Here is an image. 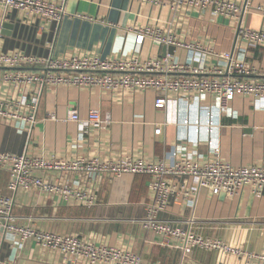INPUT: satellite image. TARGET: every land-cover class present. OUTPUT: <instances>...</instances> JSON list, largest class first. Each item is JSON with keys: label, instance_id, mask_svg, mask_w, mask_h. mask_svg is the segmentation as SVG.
<instances>
[{"label": "crops", "instance_id": "crops-1", "mask_svg": "<svg viewBox=\"0 0 264 264\" xmlns=\"http://www.w3.org/2000/svg\"><path fill=\"white\" fill-rule=\"evenodd\" d=\"M263 1L253 0V4ZM66 12L62 21L54 24L42 19L29 20L19 11H6L0 6V50L40 57L99 54L103 58L128 59L136 48L133 29L146 27L173 34L183 42H200L217 52L235 49L237 20L215 17L211 10L173 11L167 6L135 0H66ZM251 16L253 21L250 15L247 18L249 27L264 28L260 13L253 12ZM6 23L11 27H5ZM159 53L163 54L162 48L147 39L139 55L145 59ZM237 54L255 69V73L244 77L246 80H264V47L243 45ZM6 70L0 67V101H12L11 111L27 113L26 107L14 104L37 95L39 86L4 83L1 76ZM166 98L167 103L159 106L152 90L47 86L36 108L37 121L30 130H19L17 120L0 119V150L61 160L133 157L174 163L179 154L194 159L210 158V149L216 148L221 158L234 166L264 165V100L256 105L253 97L237 95L230 109L224 111L217 99L209 95L185 97L170 93ZM71 106L83 120L90 110L99 109L111 123L106 129L85 126L83 133L77 122L67 120ZM36 174L46 180L68 183L71 190L83 191L93 203L86 205L73 196L66 199L60 192L46 193L38 188L11 192L9 172L0 168V190L14 199L17 224L78 235L96 245L132 252L144 262L173 264L181 259L178 247L165 246L161 235L142 225L145 203L151 198V176L85 178L57 170ZM185 185L190 187L189 183ZM196 197L195 207H187L183 200H178L163 217L186 227L185 221L196 215L205 236L264 252V195L256 197L244 189L231 198L201 190ZM0 243V264H70L62 253L37 246L33 240L21 245L18 240L5 237L1 229ZM194 257L210 262L216 254L197 251Z\"/></svg>", "mask_w": 264, "mask_h": 264}, {"label": "built area", "instance_id": "built-area-1", "mask_svg": "<svg viewBox=\"0 0 264 264\" xmlns=\"http://www.w3.org/2000/svg\"><path fill=\"white\" fill-rule=\"evenodd\" d=\"M135 1L152 6H167L173 11L211 10L215 17L235 19L238 24L235 49L217 52L200 42H183L173 34L146 27L133 29L137 35L136 48L133 56L128 59L103 58L99 54L40 57L21 51L6 53L0 50V67L8 68L1 76L4 83H34L39 86L37 95L14 104L26 107L27 113L17 109L11 111L12 101H0V119L17 120L19 130H30L37 121L36 108L43 90L51 85L99 87L107 91L152 90L157 95L156 104L159 106L167 103L166 96L170 93L185 97L209 95L217 99L219 107L224 111L230 109L237 95L253 97L256 105L264 100V80H246L244 77L255 73V69L237 54L243 45L247 48L264 47V28H251L247 25V18L253 12L264 17V1L258 5H254L253 0ZM0 6L6 11H19L29 20L42 19L54 24H59L67 13L66 0H0ZM147 39L161 48L174 46L176 51L174 54L159 53L142 59L139 53ZM25 67L42 70L32 72L25 70ZM67 120L77 122L83 133L86 131L85 126L106 129L111 123V119L104 117L99 109L90 110L88 118L83 120L72 106L68 108ZM210 154L211 157L207 159H194L179 154L174 163H168L163 159L145 161L133 157L120 160H103L98 157L61 160L0 150V168L9 172L8 189L11 192L38 188L46 193L60 192L66 199L73 196L86 205H91L93 201L83 191H73L68 183L46 180L36 172L57 170L85 178L149 175L151 198L145 203V216L141 222L144 228L163 237L162 244L180 249L181 259L173 264H264V252L250 251L202 234L196 215L185 221L186 227L163 217L170 205L178 200H183L187 207H195L196 196L201 190L212 195L225 194L231 198L244 189L256 197L264 195V165L234 166L224 161L220 150L216 148L210 149ZM186 183L190 187L187 188ZM13 208L14 199L0 190V229L4 231L5 237L18 240L21 245L27 240H33L37 246L62 253L70 264H163L144 262L132 252L96 245L78 235L58 234L30 225H19L13 215ZM197 251L215 253L216 258L210 262L198 260L194 257ZM230 257L235 260L231 261Z\"/></svg>", "mask_w": 264, "mask_h": 264}, {"label": "water", "instance_id": "water-1", "mask_svg": "<svg viewBox=\"0 0 264 264\" xmlns=\"http://www.w3.org/2000/svg\"><path fill=\"white\" fill-rule=\"evenodd\" d=\"M4 26H5V27H11V25H10L9 23H6ZM235 42H236V39H235ZM162 50H163V54H165L166 52H169V53L174 54L175 51H176V48H175L174 46H169V47L164 46V47L162 48Z\"/></svg>", "mask_w": 264, "mask_h": 264}, {"label": "rangeland", "instance_id": "rangeland-1", "mask_svg": "<svg viewBox=\"0 0 264 264\" xmlns=\"http://www.w3.org/2000/svg\"><path fill=\"white\" fill-rule=\"evenodd\" d=\"M251 14H253V13H251ZM251 14H250V21H251V20L253 21V19L251 18V17H252ZM252 234H253V233H252ZM251 238H253V235H251Z\"/></svg>", "mask_w": 264, "mask_h": 264}]
</instances>
